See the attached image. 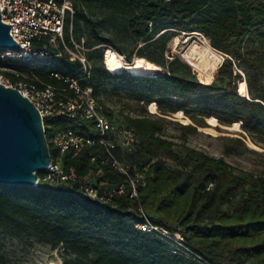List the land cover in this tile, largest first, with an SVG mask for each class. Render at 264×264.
Returning a JSON list of instances; mask_svg holds the SVG:
<instances>
[{"label": "trees", "instance_id": "trees-1", "mask_svg": "<svg viewBox=\"0 0 264 264\" xmlns=\"http://www.w3.org/2000/svg\"><path fill=\"white\" fill-rule=\"evenodd\" d=\"M70 1L75 14L66 20L67 45L73 47L72 39L81 42L86 27L96 39L87 43L88 60L96 56L103 59V45L114 43L100 33L105 21L87 14L98 6L112 15L125 16L128 34L136 42L145 43L137 57L165 73L151 77L122 71L113 75L94 65L90 78L81 80L85 76L82 64L72 61L62 46L48 59L25 62L2 58L4 51L0 50V72H17L41 87L67 86L52 75L58 74L92 87L97 98L108 82H115L145 106L156 103L161 114L158 118L141 115L123 119L137 132L139 142L133 159L140 167L151 163L148 183L140 191V202L120 197L109 203L85 196L79 187L0 184V231L14 237L32 236L54 249L62 247L67 255L74 256L64 259L63 264H205L136 228L144 221L143 211L155 224L181 231L185 246L207 264H264V175L241 176L224 158L190 147L179 155L175 143L162 135L165 116L178 112L200 127H205L206 118L214 117L223 125L241 123L252 136L264 134V86L250 77V97L241 96V75L234 68L264 70V0ZM194 32L208 36L211 46L228 57L210 84L199 81L191 67L168 48V43L182 33ZM116 48L128 63H133L132 53L126 55ZM101 106L113 118L103 103ZM92 127L91 123L78 128L71 122H59L46 134L48 139L53 132L67 129L90 134ZM50 152L52 157L57 154L53 147ZM92 154L86 152L73 159L67 153L64 159L84 176L89 172ZM38 176L44 179L46 174ZM116 179L115 172L106 169L101 183ZM240 194L241 202L233 210L222 208Z\"/></svg>", "mask_w": 264, "mask_h": 264}, {"label": "built area", "instance_id": "built-area-1", "mask_svg": "<svg viewBox=\"0 0 264 264\" xmlns=\"http://www.w3.org/2000/svg\"><path fill=\"white\" fill-rule=\"evenodd\" d=\"M0 13L3 23L12 24L10 34L19 44L18 50L4 51L2 58L24 62L48 59L62 46L72 61L82 64L85 76L81 80L90 78L91 67L83 53L84 43L72 39L71 47L64 39L67 17L72 18L75 14L70 0L62 3L55 0H0ZM192 36L194 33H182L178 37L188 42ZM222 59L220 65L225 60L224 57ZM12 74L0 72V84L18 90L35 105L42 116L45 133L53 129L54 123L59 122H71L78 128H83L86 123L93 126V133L90 134L67 129L53 132L47 138L49 147L57 150V154L55 157L51 155L49 171L45 173L44 179L39 177L38 186L46 182L49 185L79 187L85 196L104 203L120 197L140 202V191L148 183L147 173L151 163L140 167L133 159L139 142L135 127L126 120L119 121L110 117L95 97L93 88L83 87L79 80L52 74L67 86L41 87L17 72ZM86 152L93 154L89 158V172L83 176L74 165L66 164L64 155L69 153L74 159ZM106 169L114 171L117 179L104 185L101 179ZM142 215L144 221L136 224V228L157 236L175 251L192 255L207 264L185 246L181 231H172L155 224L143 211Z\"/></svg>", "mask_w": 264, "mask_h": 264}, {"label": "rangeland", "instance_id": "rangeland-1", "mask_svg": "<svg viewBox=\"0 0 264 264\" xmlns=\"http://www.w3.org/2000/svg\"><path fill=\"white\" fill-rule=\"evenodd\" d=\"M87 14L95 20L105 21L100 33L102 36L112 39L114 43L103 45V59L96 56L92 61H89L90 69H92L94 65H97L98 67L108 70L113 75H116L118 73L111 72L105 63L106 50H112L118 53L116 46L120 47L126 55L132 53L134 62L138 58L136 55L138 49L143 47L145 43L136 42L128 34V21L125 16L112 15L110 11L99 8L98 6H94L87 10ZM167 30L174 32L171 28ZM73 36L76 39L77 36ZM95 40V35L91 33L88 28L84 27L80 41L84 43L85 49L83 53L85 55L89 51L87 43H93ZM75 41L78 42L77 40ZM196 41L199 42V45H196L197 50L202 54H205L203 48L206 45L216 50L211 46L210 38L204 34L194 35L188 42H185L181 37H176L168 43V48L171 49L173 54L179 56L183 63L189 65L193 73L197 75L199 81H201L200 71L196 69V66H194L191 60L186 56L192 44ZM248 49H254V46H248ZM218 53L221 59L216 60L208 55H197L194 61L199 67L213 74V80L210 83L216 79L219 68L223 65H220V62L223 60L222 57L225 58L224 62L228 58L222 52ZM124 60L127 62L125 57ZM234 68L236 72L241 75V79L238 81V92L241 96L247 97L248 95V97H250L249 89L246 95H242L239 91V82H247L250 77L253 82L255 81L261 86H264V70L258 71L254 68L246 69L244 66L238 67L237 65H235ZM124 71L131 73L133 76L144 75L151 77L165 73L161 68L159 72L150 75L139 74L129 70ZM248 71L251 73V76L248 75ZM119 87L120 86L115 82H108L106 88L101 91L98 97L100 104L103 103L109 111L113 113L114 119L121 121L126 117H137L141 115H152L154 118L160 117L161 114L156 103L154 104H156L157 113H152L150 110L151 104L145 106V104L140 102L137 96L131 91H123ZM180 118L181 117H179L177 113L165 116L166 120L162 132L165 139L175 143L174 150L176 153L183 156L185 154V147H190L204 152L209 156L224 158L233 167L234 171L241 176L254 177L264 175V134L252 136L242 129L241 123V130H238L232 128L231 125L221 124L218 119H216L217 123L213 124L206 118L205 127H200L186 116L185 119H189L191 123H184V119ZM188 125L193 126V128H186ZM171 166L175 169H182L180 166H175L174 164ZM42 184L47 185L48 183L45 182ZM241 196L242 194L235 197L231 202L223 205L222 208L228 211L233 210L240 204ZM66 258L70 259L74 258V256L67 255L62 247L54 249L41 243L35 237H14L0 231V264H63Z\"/></svg>", "mask_w": 264, "mask_h": 264}, {"label": "water", "instance_id": "water-1", "mask_svg": "<svg viewBox=\"0 0 264 264\" xmlns=\"http://www.w3.org/2000/svg\"><path fill=\"white\" fill-rule=\"evenodd\" d=\"M0 13V50H18ZM52 163L43 119L35 105L18 90L0 84V184L37 187L38 173Z\"/></svg>", "mask_w": 264, "mask_h": 264}, {"label": "bare ground", "instance_id": "bare-ground-1", "mask_svg": "<svg viewBox=\"0 0 264 264\" xmlns=\"http://www.w3.org/2000/svg\"><path fill=\"white\" fill-rule=\"evenodd\" d=\"M194 35H199V33L194 32ZM199 42H194L191 46V49L189 51L188 54H186V56L191 60V63L196 66V69L200 71V77H201V81L203 83H210L213 80V74L208 73L206 70H204L203 68L199 67L195 61V58L197 57V55L203 56V55H208L211 56L214 59H221V56L219 55V51L217 52L216 50H213L209 45H206L203 49H204V53L202 54L197 50L196 45ZM188 52V51H187ZM186 52V53H187ZM222 55V53H221ZM106 65L108 66V69L113 72V73H121L124 70H129V71H134L137 72L139 74H153L156 73L160 70V68L158 66H156L155 64L147 61L144 58H137L133 63H128L124 60V58L122 57L121 54H118L115 51L112 50H108L107 52V58L105 60ZM244 80V79H243ZM239 87H240V92L242 95H246L248 88H247V82L246 81H241L239 83ZM248 97V95H247ZM150 110L152 113H157V107L156 104H151L150 105ZM177 115L179 117H181L184 123H191V121L189 119H185V116L183 115V112H178ZM180 118V119H181ZM208 120L213 123L216 124L217 120L214 117H210L208 118ZM232 128L234 129H240V123H234L233 125H231ZM241 130V129H240Z\"/></svg>", "mask_w": 264, "mask_h": 264}, {"label": "crops", "instance_id": "crops-1", "mask_svg": "<svg viewBox=\"0 0 264 264\" xmlns=\"http://www.w3.org/2000/svg\"><path fill=\"white\" fill-rule=\"evenodd\" d=\"M209 84V83H208Z\"/></svg>", "mask_w": 264, "mask_h": 264}]
</instances>
